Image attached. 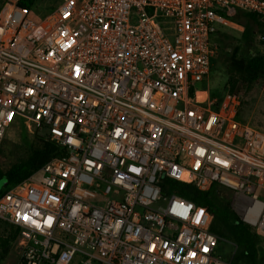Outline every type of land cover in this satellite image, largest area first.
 <instances>
[{"label":"built area","instance_id":"obj_1","mask_svg":"<svg viewBox=\"0 0 264 264\" xmlns=\"http://www.w3.org/2000/svg\"><path fill=\"white\" fill-rule=\"evenodd\" d=\"M238 11L264 0H0V144L25 123L60 152L0 195L19 264H231L167 179L231 189L264 239V132L208 86Z\"/></svg>","mask_w":264,"mask_h":264},{"label":"trees","instance_id":"obj_2","mask_svg":"<svg viewBox=\"0 0 264 264\" xmlns=\"http://www.w3.org/2000/svg\"><path fill=\"white\" fill-rule=\"evenodd\" d=\"M36 1L19 0V4L33 12ZM59 2L60 0L53 6L56 7ZM51 10L52 8L47 12ZM232 19L244 27L241 33L242 44L250 52L255 46L257 27L259 30H264V17L253 12L238 11ZM226 75L223 92L219 93L217 89L211 92L212 96H218L220 102L227 93L239 94L242 91H250L261 78H264V54L238 57L234 51L229 65L226 66ZM237 117L264 132V119L258 116H244L241 108ZM43 136L45 140L37 138L35 142L27 144L25 157L15 162L7 171L0 170V177L5 178L7 187H13L24 181L52 157L60 155L56 145L47 141L44 134ZM26 141L29 140L26 138ZM166 182L169 185L165 190L166 193L179 194L211 212L213 216L211 230L220 238V250L225 259L231 264H261L260 243L263 238L257 234L253 226L240 219L230 199L217 194L218 184L212 185L208 191H200L186 181L167 179ZM0 228L3 230V235H0V248L7 251L11 240L19 233V229L3 219H0ZM7 230H9L8 235L2 237Z\"/></svg>","mask_w":264,"mask_h":264},{"label":"rangeland","instance_id":"obj_3","mask_svg":"<svg viewBox=\"0 0 264 264\" xmlns=\"http://www.w3.org/2000/svg\"><path fill=\"white\" fill-rule=\"evenodd\" d=\"M57 2L58 0H37L36 6L33 8L34 15L43 14L47 10L53 9L55 6L53 4ZM33 18L36 17L33 16ZM243 31L244 27L241 25L238 27H223L216 35L215 40L218 52L215 58H213L214 61L208 81L210 93L214 89H217L219 93L223 92V85L227 78L226 66L229 65L234 51L238 54V57H248L257 53L264 54V30H259L257 27L258 32L255 37V46L250 52L242 44L241 33ZM236 95H238L240 101L236 111L237 116L241 108L244 116H258L264 119V78H261L250 91H242ZM213 98H218V96H213ZM26 138L29 140L28 142ZM37 138L45 140L40 129L25 123L16 126L0 144V170L3 172L7 171L15 162L25 157L27 154V144L35 142ZM11 188L7 187L5 178L0 177V195ZM216 192L219 196L230 199L233 209L240 215L242 204L238 205L236 203L237 195L234 191L224 186H217ZM2 233L3 230L0 228V235H3ZM8 233L9 230L2 237L7 236ZM18 237L19 233L11 240L7 251L0 248V264L20 263L21 253L18 248ZM260 257L261 264H264V239L260 243ZM74 264H77V262Z\"/></svg>","mask_w":264,"mask_h":264}]
</instances>
